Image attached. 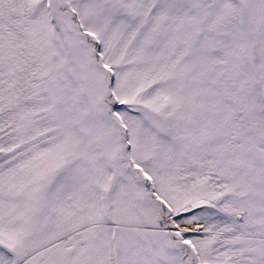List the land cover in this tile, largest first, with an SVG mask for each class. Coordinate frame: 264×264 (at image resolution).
<instances>
[{
  "label": "snow or ice",
  "instance_id": "1",
  "mask_svg": "<svg viewBox=\"0 0 264 264\" xmlns=\"http://www.w3.org/2000/svg\"><path fill=\"white\" fill-rule=\"evenodd\" d=\"M0 264H264V0H0Z\"/></svg>",
  "mask_w": 264,
  "mask_h": 264
}]
</instances>
